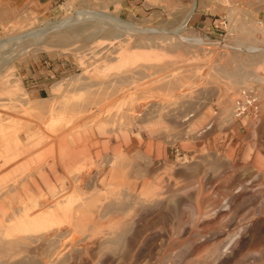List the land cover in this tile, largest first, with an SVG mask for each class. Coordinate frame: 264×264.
Segmentation results:
<instances>
[{
	"label": "rangeland",
	"instance_id": "1",
	"mask_svg": "<svg viewBox=\"0 0 264 264\" xmlns=\"http://www.w3.org/2000/svg\"><path fill=\"white\" fill-rule=\"evenodd\" d=\"M0 264H264V0H0Z\"/></svg>",
	"mask_w": 264,
	"mask_h": 264
},
{
	"label": "bare ground",
	"instance_id": "2",
	"mask_svg": "<svg viewBox=\"0 0 264 264\" xmlns=\"http://www.w3.org/2000/svg\"><path fill=\"white\" fill-rule=\"evenodd\" d=\"M13 45V44H12Z\"/></svg>",
	"mask_w": 264,
	"mask_h": 264
}]
</instances>
